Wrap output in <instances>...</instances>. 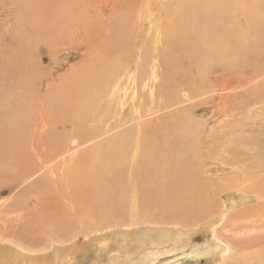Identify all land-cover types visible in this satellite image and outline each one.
Segmentation results:
<instances>
[{
	"label": "bare ground",
	"instance_id": "obj_1",
	"mask_svg": "<svg viewBox=\"0 0 264 264\" xmlns=\"http://www.w3.org/2000/svg\"><path fill=\"white\" fill-rule=\"evenodd\" d=\"M92 1L112 23L86 33L91 63L53 93L36 48L76 16L92 24L91 5L17 0L18 27L0 30V182L27 184L18 218L0 213V264H156L187 248L264 264V0H178L159 82L137 46L151 0ZM212 101L209 128L195 115Z\"/></svg>",
	"mask_w": 264,
	"mask_h": 264
},
{
	"label": "rangeland",
	"instance_id": "obj_2",
	"mask_svg": "<svg viewBox=\"0 0 264 264\" xmlns=\"http://www.w3.org/2000/svg\"><path fill=\"white\" fill-rule=\"evenodd\" d=\"M84 1L85 3H89L91 5L88 8V11H86V16L90 18L92 24L86 22L88 18L84 17V15L76 16L75 18L71 19L69 23L70 27L66 33L64 32L62 33V35H58L59 37L54 38L49 45L40 43L36 48L37 61H40L39 68L41 70V74L43 75L38 85V88H40L39 92L41 93H46L49 89L52 91V89L50 88L51 81H53V84L55 83V89L57 90L62 89V85L71 84L73 81H75V79L82 73L83 66L87 63H91L90 59L88 58L89 54L87 52L88 48H90L91 46L87 39L86 33H91L93 31L95 23L97 22L99 24V19H101L100 23L103 29L107 27L106 23H112L111 19L109 20L111 21L110 23L109 21H105L107 17V12H104L106 14L104 18H98L100 11L98 12L94 8L95 6L92 0ZM177 1L178 0H151V9L147 13V15H145L144 18L140 21L143 25V29L139 31L140 33L138 32V55L143 52H147L151 61L150 68L153 69L156 74H158L156 77L157 82H159V80L161 79L160 74L164 70V67L160 65L159 57L163 49L162 47H164L165 45V37H163L161 33H158V28L163 27L162 22L164 21V19L166 21L173 17L172 15ZM16 2L17 0H7L4 4L3 9L0 12V19H4V23L2 25L3 27L0 30L4 31L5 35L7 36H9L10 30L15 27H18L17 6L19 7L21 3L19 4V2ZM43 6H41L40 8H43ZM138 13L140 12L135 11V18H137V16H140ZM151 69L149 70L151 71ZM126 81H130V78L126 77ZM146 92H148V90ZM51 93H53V91ZM129 96L131 97V95ZM221 105H223V103H221ZM216 106H218L216 102L212 101L208 105V107H203V109L200 110L198 114L196 113V118L203 122H205V120H208V124H210L209 128L214 124H219L220 121H214L217 117V114L214 118H212L210 114H208L207 116L203 115V111L206 110V108H208V110H213L215 108V110L217 111L218 109ZM200 115L202 118L200 117ZM26 186L27 184L16 186L9 181L0 182V213H9V216L11 218H18V216L20 215V210L15 211L14 208L15 204L19 203V201L22 199V195H24V188ZM23 198L25 197L23 196ZM22 212L23 211L21 210V213ZM20 222L21 220L16 221L13 223V225L11 224V226H18ZM198 238L196 241L194 240L191 244L205 243V240L202 236L199 235ZM190 249L191 248H187L188 253L186 255L182 254V250L178 251L177 253L161 256L156 260V264H161L166 261H171V264H174V260H176L178 263L180 262V264H214V260L210 256L200 257L199 260L191 259L188 255L191 251Z\"/></svg>",
	"mask_w": 264,
	"mask_h": 264
}]
</instances>
